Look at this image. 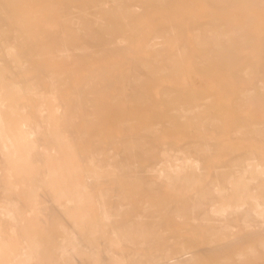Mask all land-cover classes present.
Segmentation results:
<instances>
[{"label": "bare ground", "instance_id": "bare-ground-1", "mask_svg": "<svg viewBox=\"0 0 264 264\" xmlns=\"http://www.w3.org/2000/svg\"><path fill=\"white\" fill-rule=\"evenodd\" d=\"M26 1L40 0H0V264H196L199 257L183 247L170 256L154 249L152 258H141L138 245L149 227L135 205L125 201V189L136 188L140 178L138 154L113 152L109 140L99 134L89 136L98 120L94 110L105 107L99 94L114 80L103 68L77 74L74 68L63 67L79 60L95 61L108 50L127 51L126 41L137 38L143 29L137 14L153 17L158 6L184 0H85L80 6L70 4L71 0H46L51 5L37 10L25 9ZM200 1L222 7L250 3L264 15V0ZM55 11L56 20L49 16ZM156 23L145 42L152 49L149 56L134 60L135 72L115 75L116 80H125V89L117 97L144 100L146 95L138 88L142 76H157L189 55L191 65L203 70L257 63L259 70L250 76L264 86V34L259 36L262 52L243 57L242 50L231 47L235 38L224 35L227 24L211 29L195 22L190 26L194 41H186L178 35L183 29L178 28L182 33L177 34L167 24ZM242 29L237 27L236 32ZM172 32L179 37L173 38ZM122 112L109 114L119 129L132 121ZM203 117L213 120L215 116L204 113ZM164 119L153 114L144 126L162 127ZM132 140L127 150L135 148ZM178 160L173 156L172 161L162 160L151 168L169 180L197 167L195 161ZM249 164L253 171L264 168L258 162ZM217 175L199 186L211 187L214 196L198 213L216 221L228 208L245 210L260 220L251 233H264V195L258 192L264 183L251 184L249 177L233 176L223 195L231 203H221L215 199L221 187L211 185ZM188 202L187 197L179 199ZM146 207L143 202L142 217L147 215ZM159 225L153 224L151 231ZM162 234L147 236L161 238ZM116 245L122 247L116 250ZM207 252L209 247L199 253Z\"/></svg>", "mask_w": 264, "mask_h": 264}, {"label": "rangeland", "instance_id": "rangeland-1", "mask_svg": "<svg viewBox=\"0 0 264 264\" xmlns=\"http://www.w3.org/2000/svg\"><path fill=\"white\" fill-rule=\"evenodd\" d=\"M84 1L71 0L70 4L80 6ZM50 3L46 0L32 4L26 1L24 8L37 10L47 8ZM231 9L240 10L231 14ZM49 16L56 20L57 12ZM135 17L143 29L137 38L126 41L127 51L108 50L95 61L79 60L66 63L63 67H72L77 74L97 72L103 68L107 77L114 80L99 94L100 104L105 107L94 110L98 120L89 136L99 134L106 138L113 152L138 154L136 160L140 178L135 181L138 184L136 188L125 189V201L135 205L140 219L145 220L149 227L138 245L143 251L140 252L141 258H152L154 249L170 256L183 247L199 257L196 264H264V233H251L259 224V219H253L245 210L231 208L216 221L207 220L206 213H198L208 206L214 196L211 187L202 190L199 186L214 173L218 175L211 185L221 187V194L215 197L221 203H231L224 197L227 181L233 176L249 177L251 184L253 181L264 183V168L253 171L249 164H264V86L255 83L250 76L259 70L257 63L229 67L213 65L203 70L191 65L189 55L157 76H142L138 86L146 95L142 101L117 97L116 94L125 89V80L120 78L118 81L115 76L135 72L134 60L149 56L152 49L145 46V42L156 28V22L167 24L168 29L173 28L172 31L177 34L182 33L178 28L183 29L184 32L178 35H183L186 41H194L190 26L195 22L201 24L200 28L211 29L217 24H227L229 27H225L224 35L235 38L231 47L242 50L243 57L255 56L262 52L259 36L264 34V15L250 3L235 2L222 7L200 0H184L158 6L153 17L141 14ZM237 27L243 28L240 33L236 32ZM177 34L172 37H179ZM209 46L219 51L214 44ZM91 67L95 69L90 70ZM115 110L123 111L122 114L132 121L125 122L122 129L113 126L109 114ZM204 113L215 117L206 120ZM153 114L164 116V125H153L147 129L145 122ZM224 115L228 117L226 122L219 117ZM234 115L240 118L235 119ZM174 120H180L181 124L174 123ZM259 132L262 136L256 138L255 134ZM131 139H135L132 141L136 146L127 150V142ZM173 156L179 160L195 161L196 169L186 170L182 177L169 180L152 170L151 166L156 162L172 161ZM258 192L264 195L263 188ZM185 197L189 202L179 203V199ZM143 202H147V215L144 217ZM155 223L160 225L151 231L150 227ZM152 232L163 234L161 238L147 236ZM121 247L116 245L114 249ZM206 247L210 248V252L200 255V250ZM86 264L93 262L86 261Z\"/></svg>", "mask_w": 264, "mask_h": 264}]
</instances>
